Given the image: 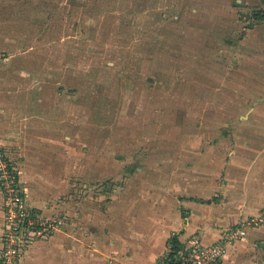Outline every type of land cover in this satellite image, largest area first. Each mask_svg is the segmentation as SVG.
<instances>
[{
  "label": "rangeland",
  "instance_id": "1",
  "mask_svg": "<svg viewBox=\"0 0 264 264\" xmlns=\"http://www.w3.org/2000/svg\"><path fill=\"white\" fill-rule=\"evenodd\" d=\"M257 13L264 0H0V149L18 173L0 167V208L3 227L6 204L27 212L22 264L41 245L43 264H115L173 217L223 228L192 197L264 195Z\"/></svg>",
  "mask_w": 264,
  "mask_h": 264
},
{
  "label": "crops",
  "instance_id": "2",
  "mask_svg": "<svg viewBox=\"0 0 264 264\" xmlns=\"http://www.w3.org/2000/svg\"><path fill=\"white\" fill-rule=\"evenodd\" d=\"M260 194L261 193H259L258 196L256 195V199L252 197L247 198L249 204H247L246 202L239 203L241 207H239L235 203L230 204L229 202L224 207H214L213 204H217L215 203V200H202V198L192 197L190 199L191 201L186 202L187 205L192 206L195 210L202 209V206L204 204H210L212 206L210 214L213 222L215 221L216 224H220V227L223 228L215 226L213 228L202 229L199 228V226L190 219L187 220L188 223H186L184 225L185 227L183 228L184 221H180L179 218L178 220H176L173 217V220H170L164 224L165 231L162 229V232H164L165 236L163 239L157 238L155 236L151 237L150 235V237H148L144 243L141 242L137 244V246L133 244H128L124 246L123 249H125L126 251H124L125 253H123L122 256L119 257L117 260L115 259V264H158L159 257L167 249V245L171 240L170 239L168 241V234H170V231L173 228H179L180 226L181 228H183V230L181 229L179 233H174L175 235L173 236V238L178 237V239L182 243L187 242L188 240L193 238H200L201 241L206 244L213 243L222 237L223 231L220 232L221 230H224L225 228H231L245 220L248 216H253L261 210V208L264 206V195L260 196ZM213 208H215V211H212ZM2 209L0 208V248L3 244L1 241V235L3 230ZM186 216L187 214L184 215V217ZM246 231L247 233L244 237L229 244L227 252L218 264H264V226L248 227ZM35 249L38 250L37 254L33 255L32 253L30 254V256L29 254H27L28 256H26V258L33 257V262L30 259L31 264H43V262H45L49 255L47 253V250L49 249H46V246L44 248L43 245ZM52 249L54 251L55 247H53ZM96 261L98 260H95L91 263L84 261L82 262V264H96ZM98 264L103 263L100 262Z\"/></svg>",
  "mask_w": 264,
  "mask_h": 264
},
{
  "label": "built area",
  "instance_id": "3",
  "mask_svg": "<svg viewBox=\"0 0 264 264\" xmlns=\"http://www.w3.org/2000/svg\"><path fill=\"white\" fill-rule=\"evenodd\" d=\"M0 167L4 168L5 176H7V180L13 181V177L17 182L18 173L11 168V164L8 161H3V154L0 149ZM11 168V169H10ZM12 180H11V179ZM7 180H2L1 190L5 192L6 199H9V192L12 190L10 187V183ZM16 185V184H15ZM21 198L24 197L22 192ZM21 210L19 213H11L10 204L5 205V212L8 215V223L4 225L3 229V244L0 248V264H22L21 259V242L22 238L20 235L16 239L12 235V231L16 229L18 230L21 227V222L18 223L17 219H21L24 215H27V212L18 206ZM31 215V214H30ZM33 216H37V214H32ZM16 217L12 222L11 218ZM26 216L23 218V224L28 225V221L26 220ZM247 224H258L264 222V210L259 215H253L250 218L245 219L240 226H234L225 230L222 234V237L213 243H203L200 238H193L188 240L187 242L181 243L180 247H177L174 241L171 242L170 246L162 253V255L158 259V264H218V262L225 255L228 245L233 243L238 238L243 236L246 233V223ZM10 223V224H9ZM47 223L43 222V225L46 226ZM38 227L40 228V223L37 222ZM13 226V227H12ZM14 228V229H13ZM36 231V230H34ZM31 239V238H30ZM174 239V238H173Z\"/></svg>",
  "mask_w": 264,
  "mask_h": 264
},
{
  "label": "trees",
  "instance_id": "4",
  "mask_svg": "<svg viewBox=\"0 0 264 264\" xmlns=\"http://www.w3.org/2000/svg\"><path fill=\"white\" fill-rule=\"evenodd\" d=\"M258 15V17H260V18H264V13H257ZM247 218H250V217H247ZM246 218V219H247ZM173 241H174V243H175V245L177 246V247H180V245H181V241L178 239V237H174V239H173Z\"/></svg>",
  "mask_w": 264,
  "mask_h": 264
}]
</instances>
